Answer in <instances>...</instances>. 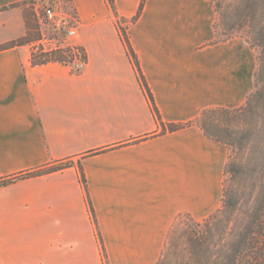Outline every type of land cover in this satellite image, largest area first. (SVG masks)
<instances>
[{
    "label": "crops",
    "instance_id": "1",
    "mask_svg": "<svg viewBox=\"0 0 264 264\" xmlns=\"http://www.w3.org/2000/svg\"><path fill=\"white\" fill-rule=\"evenodd\" d=\"M0 0V45L25 35L22 5ZM78 19L70 65L30 63V45L0 51V264H155L176 221L221 201L228 149L197 125L162 130L126 53L124 28L165 125L240 107L256 52L216 39L212 0H48ZM71 165L16 178L53 163ZM78 167L86 181L95 224Z\"/></svg>",
    "mask_w": 264,
    "mask_h": 264
},
{
    "label": "trees",
    "instance_id": "2",
    "mask_svg": "<svg viewBox=\"0 0 264 264\" xmlns=\"http://www.w3.org/2000/svg\"><path fill=\"white\" fill-rule=\"evenodd\" d=\"M107 1L114 10L113 1ZM29 3L22 5L25 35L0 45V51L30 45V63L33 66L48 63L69 65L68 49L44 51L37 44L41 34ZM142 5L143 0L132 21L139 15ZM230 8L220 38H217L214 25L216 39L227 40L235 31L242 30L249 46L257 49L253 90L238 108L205 109L194 121L183 124L165 125L161 121L126 30L119 27L126 53L162 130L176 131L197 125L209 139L229 147L235 155L228 158L224 166L226 179L222 182L220 206L202 221L186 216L188 223L182 230L175 231L173 227L155 264H264V0H231ZM80 50L86 60L84 50ZM70 165V160L59 161L16 178L41 176ZM78 170L88 210L95 224L84 174L80 167ZM14 179L1 180L0 186ZM96 234L104 264H107L101 238Z\"/></svg>",
    "mask_w": 264,
    "mask_h": 264
},
{
    "label": "built area",
    "instance_id": "3",
    "mask_svg": "<svg viewBox=\"0 0 264 264\" xmlns=\"http://www.w3.org/2000/svg\"><path fill=\"white\" fill-rule=\"evenodd\" d=\"M29 6L33 10L39 24L41 38L37 44L41 45L44 51L68 49L70 57L69 65L74 72H80L85 66L86 60L80 47L75 43L78 27L77 17L63 13L61 7L51 2H44L43 0H32ZM46 25H53L56 31L63 29L64 40L58 44L51 43V39L42 34L41 31Z\"/></svg>",
    "mask_w": 264,
    "mask_h": 264
},
{
    "label": "rangeland",
    "instance_id": "4",
    "mask_svg": "<svg viewBox=\"0 0 264 264\" xmlns=\"http://www.w3.org/2000/svg\"><path fill=\"white\" fill-rule=\"evenodd\" d=\"M43 1L50 2L48 0H43ZM212 1H213L215 12H216L215 27H216L217 38H220L223 24H224L223 22L229 16V13L231 10L230 8L231 0H212ZM60 7L63 13L76 16L74 12H72L70 7H67V6H64V7L60 6ZM117 21H118L119 27L124 28L125 22L123 20H117ZM41 31H42V34H44L46 37H49L51 39V43L53 44L61 43L64 40L63 29H61L60 31H56L53 25H46L45 27L41 29ZM232 37H241L248 44L246 37H245V33L242 30L235 31L234 34L230 38ZM254 51L257 53V49L254 48ZM227 149H228V154H227L226 161L228 160V158H233L235 156L229 147H227ZM225 179L226 178L224 177L223 181ZM186 223H188V218L186 216L180 217L174 225V230L175 231H179L180 229L182 230L184 224Z\"/></svg>",
    "mask_w": 264,
    "mask_h": 264
}]
</instances>
